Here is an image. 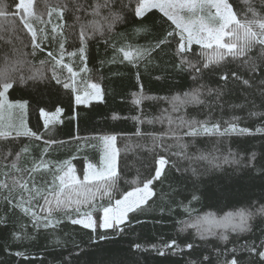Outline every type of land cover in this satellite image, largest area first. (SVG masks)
Returning <instances> with one entry per match:
<instances>
[{
  "label": "snow or ice",
  "instance_id": "1",
  "mask_svg": "<svg viewBox=\"0 0 264 264\" xmlns=\"http://www.w3.org/2000/svg\"><path fill=\"white\" fill-rule=\"evenodd\" d=\"M243 3L245 7L242 9H235L230 0H14V9L0 3V198L10 210L18 209L27 220L13 232L14 240L22 243L26 239H34L28 231L30 225L37 233L51 230L53 245L65 247L64 242L56 236L65 219L92 233H97L98 229L105 230L91 238L93 243L118 236L125 231L129 214L144 212L149 200L156 196L153 184L165 176L166 168L171 167L178 173L188 171L178 168L176 161L170 159L176 157L207 161L211 171L222 174L217 181H227L226 184L218 182L214 189L209 188L202 180L204 173L197 168L191 169L190 187L186 186L183 191L173 189L170 193L172 197H183L176 200V205L190 217V221H179L181 227L178 231L194 229L201 241L215 237L225 245L234 244L231 248H213L208 254L201 252L195 259L185 258L184 264H264V229H261L259 237L243 243L230 240L231 234L238 237L253 234L257 219L264 221V195L222 216L208 212L192 217L195 209L191 207L193 201L199 203L202 198L218 199L230 187L248 190L251 181L257 177L264 178V163L257 168V154L254 151H248L243 156L231 151L219 156L212 152L189 156L188 144L183 142V137H225L236 132L253 134L250 128L238 127L236 121L241 117H233L231 122L225 121L223 124L213 123L207 117L204 120L187 117L189 107L205 109L209 115L214 107L223 109L225 104L232 109H246L249 105L253 109L258 107L256 98L249 94H244L242 102L238 104L225 100L231 94L228 88L230 81L238 82L242 93L246 89L253 90L264 104V0H243ZM153 10L162 14L161 24L166 25L161 37L145 46L127 40L120 46L110 44L109 37L116 26L135 19L140 24L134 29V34H149L151 29L143 23V19ZM25 36L28 43H24ZM99 38L113 48L121 62L127 61L134 66L148 62L153 53L174 44L176 63L172 66L177 74L187 73L191 80L187 91L155 98L167 101L170 111L164 109L161 116L146 122L164 123L167 120L169 129L161 137H153L150 151L166 154L156 155L154 175L141 181L131 191L124 192L120 198L113 195L119 190L121 180L116 135L97 137L104 146L99 167L88 163L82 176L70 161L58 165L45 158L48 147L62 143L51 136L44 140L46 147L32 161L31 167L21 168L19 163L22 156L30 154L31 150L22 141H17L21 137L39 141L44 136L28 128L22 118L28 102L13 103L8 99L10 89L27 86L40 91L41 85L47 86L54 81L67 90L73 107L72 119L79 117L75 111L77 107L83 105L90 108L93 101L103 102L105 89L91 75L88 66L89 42ZM69 40L76 42L72 51L66 47ZM194 45L198 46V51ZM53 46L55 50H49ZM25 49L29 51L25 52ZM37 53L46 57L40 60L39 68H35L29 59ZM66 57L71 59L66 61ZM112 62H115V57ZM213 76L218 77L214 81L216 87L208 83ZM139 77L140 73L137 72V80ZM147 99L154 98L144 95L141 84L133 103L139 107ZM14 109L20 111L21 117L16 116ZM40 112L48 132L53 130L56 123H62L59 117L64 112L63 108L57 107L51 113L41 108ZM172 113L181 114L173 116ZM248 116L264 118V112L249 110ZM135 119L141 124L145 123L140 117ZM255 132L264 133V128H256ZM136 134L141 135L139 132ZM164 137L174 143H167ZM173 147L177 151H172ZM48 176H51L50 180ZM98 197L101 201L106 197L108 201L99 209L96 207ZM85 206L86 210H82ZM58 212L65 214L64 219L57 217ZM7 223V216H0V225L6 226ZM75 247L79 249L75 254L70 253L68 258L61 255L54 257V260L58 264H81L84 256L94 255L78 244ZM198 247L194 242L181 246L176 239L162 245H131L134 253H154L157 257L184 254L186 250L191 256ZM15 255L24 254L16 252ZM83 264H128V261L84 260Z\"/></svg>",
  "mask_w": 264,
  "mask_h": 264
},
{
  "label": "trees",
  "instance_id": "2",
  "mask_svg": "<svg viewBox=\"0 0 264 264\" xmlns=\"http://www.w3.org/2000/svg\"><path fill=\"white\" fill-rule=\"evenodd\" d=\"M235 9L245 7L243 0H230ZM14 9V0H0ZM161 15L158 11L153 10L149 16L143 19V23L151 29L149 34H141L136 36L134 29L139 26L138 19L131 23L117 25L111 36L110 44L120 46L124 41L145 46L149 42L159 38L163 34L166 25L161 24ZM69 23L71 21L69 20ZM24 43H28V37L25 36ZM75 41L69 40L66 47L69 51L74 50ZM199 50L198 46H193ZM55 50V46L49 48ZM29 51L25 49V52ZM174 44L164 46L162 50L152 54L148 62H141L139 66H134L127 61L121 62L120 56L114 53L110 45H105L104 39L99 38L92 40L88 45V66L91 69V75L96 78L105 89V97L103 102H93L90 108L88 106H79L75 109L79 113L77 119H72L73 107L70 104V98L67 90L61 88L55 82L49 83L47 86L41 85V90L37 91L34 87L21 86V88L10 89L8 97L13 102H28L27 107V125L32 131L43 134L44 139L35 140L29 137H21L17 143H22L30 148V154L21 158L19 167H31L32 161L39 157L44 148V140L49 136L61 141L62 143L54 144L47 148L46 159L56 164H62L70 161L75 167L78 174L82 176L88 163L99 166L104 153V146L97 137L103 135H116V147L120 150L118 157V168L121 173V180L118 185V191L114 192L115 198L126 192L131 191L134 187L140 185L141 181L154 175L153 168L157 154H166L162 152L154 153L150 151L153 144V137L159 138L169 129L167 120L164 123H147V120H153L155 117L161 116L164 109H169L170 105L167 101L155 99L157 97H170L179 92L187 91L191 85V80L187 73L177 74L173 68L176 59L173 55ZM115 57V62L113 58ZM45 55L37 53L35 57H29L35 68L40 67V60L45 59ZM66 61L71 58L66 57ZM78 64L79 62L76 61ZM137 72L140 73L137 80ZM157 77H160L157 79ZM218 77L213 76L208 83L216 87L214 81ZM143 85V93L145 96L154 99L145 100L139 107L133 103L135 95L140 91V85ZM230 95L225 100L231 103H240L244 94L256 98L258 107L255 109L251 105L246 109H232L225 104L223 109L214 107L211 115L207 110L202 108L189 107L187 109L188 118H196L204 120L206 117L211 122L224 123L231 122L233 117H241L236 121L238 127L252 129L251 135L241 134L239 132L231 133L225 137L204 136L201 135L195 139L183 137V142L188 144L187 153L189 156H198L201 152H212L215 155H227L229 151L246 155L248 151H254L257 154V168L264 163V133H256V128H264V118L259 116L249 117L248 111L264 112V104H261L257 94L246 89L241 92L240 85L236 81H230ZM57 107L64 109L61 115L62 123H56L51 132L44 128V121L40 109L54 112ZM181 113H172L173 116ZM167 115V114H165ZM140 117L145 123H139L135 118ZM139 132L141 135H137ZM167 143H174L164 137ZM172 151H177L175 147ZM176 161V166L180 169H188L187 172H176L175 169L169 167L165 170V176L160 181L153 184L156 192L145 211L142 213H130L129 222L124 226L125 231L108 241H99L95 243L92 237L104 233L105 230L98 229L97 233H92L89 229H84L80 225H72L66 219L56 231V236L61 239L65 247H57L53 245V235L51 230L45 232H33L29 225L28 231L35 237L34 239H26L22 243L14 240L13 232L22 223L27 220L22 217L19 210H10L0 198V216L6 215L8 223L6 226L0 225V264H58L54 257L63 256L68 258L69 254H75L79 251L75 245H80L92 256H84V260L110 261L114 259H125L128 264H184L185 258L195 259L204 252L208 254L213 248H231L233 243L227 245L215 237H209L207 241L198 239L195 230L189 229L186 232H179L181 227L179 221H190V217L184 212L183 208L176 205V200H182L183 197H172L170 193L173 189L181 191L190 187V174L192 168H197L203 172L202 180L209 188H215L217 183L226 184L227 181L219 180L217 177L222 174L210 170L207 161H199L196 159H177L170 157ZM231 171V169H227ZM39 179V174L37 176ZM51 179V176H48ZM135 182V183H134ZM203 188L204 185L202 184ZM264 195V178L257 177L251 181L248 190L239 187H230L216 200L201 199L199 203L193 201L191 207L195 209L192 217L197 214L203 215L208 212H214L218 216H222L226 212L235 211L240 207H244L249 200H258ZM107 198L103 201L97 198L96 207L99 209L102 204H107ZM187 203V201H184ZM171 205V211H169ZM82 209V210H86ZM161 208L164 209L161 212ZM71 214V213H69ZM58 218L64 219V213L58 212ZM139 221V222H137ZM264 229V221L257 219L254 225V232L251 235L237 236L231 234L230 240L243 243L245 240L255 239ZM111 235V233L109 232ZM173 239L183 246L184 243H196L199 245L191 256L187 250L184 254H177L169 257H157L154 253H134L131 245L141 243L142 245L158 244L162 245ZM21 252L23 256L15 255ZM223 259V257L221 258Z\"/></svg>",
  "mask_w": 264,
  "mask_h": 264
},
{
  "label": "rangeland",
  "instance_id": "3",
  "mask_svg": "<svg viewBox=\"0 0 264 264\" xmlns=\"http://www.w3.org/2000/svg\"><path fill=\"white\" fill-rule=\"evenodd\" d=\"M8 99H9V97H8ZM9 101H11L10 99H9ZM11 102H13V101H11ZM93 102H97V101H93ZM13 103H16V102H13ZM14 111V113L16 114V116L19 118V117H21V113H20V111L18 110V109H14L13 110ZM62 115V114H61ZM61 115H60V117H59V120L61 121ZM22 118L25 120V122H26V126L28 127V125H27V110L22 114ZM42 119H43V121H44V118H43V116H42ZM99 167V166H98Z\"/></svg>",
  "mask_w": 264,
  "mask_h": 264
}]
</instances>
